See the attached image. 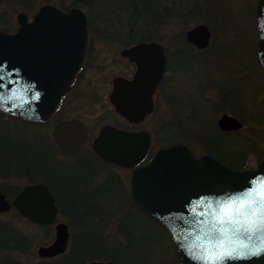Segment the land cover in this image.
<instances>
[{
    "label": "rangeland",
    "instance_id": "1",
    "mask_svg": "<svg viewBox=\"0 0 264 264\" xmlns=\"http://www.w3.org/2000/svg\"><path fill=\"white\" fill-rule=\"evenodd\" d=\"M44 4L62 10L80 9L91 23L93 37L116 40L112 45L113 50L110 47L107 51L93 49L90 65L97 62L105 66L98 65L101 69L90 66L80 83L79 91L83 100L82 104H75L85 110L78 109L77 115L88 113L84 118L90 127L108 121L102 119L104 97L99 92L103 78L111 77L115 71L111 67L110 53L114 54L116 49L123 47L122 44L150 39L168 47L173 57H170L162 93L168 103L160 100L158 112L147 127L152 131L151 154L165 144L181 142L189 146L196 156L203 155L206 151L204 144L211 143L208 146H213L218 155L230 161H244L254 143H260L257 150L264 151V131L261 127H255L257 124L254 121L259 114L264 116V71L254 55L257 40L253 17L257 0H199L197 5L200 8L195 12H192L191 0H20V3L16 0H0V28L8 29L9 24L13 29L11 31L16 30L15 16L18 12H24L31 20ZM148 11L152 14H148ZM196 25L207 26L213 39L210 48L201 51L200 56L196 57L198 60L194 58L186 66L181 58H175V46L178 45L175 40L182 38L185 29ZM95 88L99 93L96 101L93 93ZM222 115L236 118L242 123L243 129L231 134L221 133L217 121ZM161 124L165 127L163 137L160 134ZM49 129L48 134L51 132ZM46 130L20 119H2L0 116V185L8 199L14 197L19 187L32 182L31 178L27 180L23 177L29 173L26 166H22L24 170L20 171L18 179L14 170L15 161L12 160L20 153L21 166L27 159L34 157L35 153L30 147L34 144L35 134L40 133L42 136L43 147L39 150L43 158L38 162L42 172H46L43 174L51 180H59L64 176L59 167L61 163L69 164L71 161L59 154H51L55 164L52 167L47 165L50 157L43 151L47 150L43 139ZM156 130L158 135L155 134ZM247 163L252 164L250 168L255 166L253 160ZM113 172L111 175L117 176L127 186L129 173L123 170ZM109 176V172L105 171L100 179ZM120 195L122 190L115 192L111 199L100 206V215L94 217L98 219L95 221H99L94 225V234L96 237L100 235L104 260H114L117 264H178L176 248L168 231L117 197ZM62 200L59 202L58 219L65 222V215H76L73 225L74 235L78 239L82 236L79 219L83 217H78L80 209L70 206L64 198ZM16 214L12 210L0 217V244L16 248L1 252L0 258H7L9 264H20V260L23 263L28 260L37 263L35 245L38 238L44 240L43 233ZM20 233L28 242L24 255L17 250ZM68 258L62 260L65 262Z\"/></svg>",
    "mask_w": 264,
    "mask_h": 264
},
{
    "label": "water",
    "instance_id": "2",
    "mask_svg": "<svg viewBox=\"0 0 264 264\" xmlns=\"http://www.w3.org/2000/svg\"><path fill=\"white\" fill-rule=\"evenodd\" d=\"M255 18L257 58L264 69V0H258ZM18 22L20 28L16 33L0 32V112L28 122H43L52 117L82 66L88 39L87 20L80 9L65 13L45 5L31 23L23 13ZM210 38L205 25L186 32L187 42L198 49L206 48ZM137 52L146 55L147 66L138 69L130 84L146 80L151 91L143 98L134 92L138 85L126 83L124 89L130 97H118L115 90L124 79H117L109 98L114 109L134 124L153 111L152 93L166 62L156 43L140 44L122 55L137 63ZM217 125L224 132L243 128L240 121L229 115L221 116ZM85 133L84 126L70 120L55 126L52 139L64 154L72 155L84 143ZM149 146L148 133L132 134L105 126L93 141L92 150L105 163L130 169L142 162ZM250 191L264 193V159L255 169L237 171L209 155L198 158L181 144L160 149L130 178L134 206L170 233L178 264H205L206 260L211 264H264V231L249 238L227 225L224 227L228 231L223 233L213 227H221L217 218L223 204L235 201L236 208ZM11 208L42 225L51 224L58 213L53 195L43 184L25 187L10 202L0 191V213ZM66 238V227L59 225L50 250L60 252ZM221 253L225 254L223 258ZM46 254L47 249L39 250L41 257Z\"/></svg>",
    "mask_w": 264,
    "mask_h": 264
},
{
    "label": "flooded vegetation",
    "instance_id": "3",
    "mask_svg": "<svg viewBox=\"0 0 264 264\" xmlns=\"http://www.w3.org/2000/svg\"><path fill=\"white\" fill-rule=\"evenodd\" d=\"M16 1L20 3V0H16ZM191 1H193V6L191 5V8L195 12L198 10V8H200V6L197 5V3L199 4V0H191ZM44 5H50V4H44ZM42 6H40L39 9ZM58 9H61V8H58ZM21 13L25 14L24 12H18L15 16V21H16V26H17L16 30L11 31L13 29L8 24V27H7L8 29L0 28V31L7 33V34L15 33L20 27L19 22H18V16ZM25 15L27 16V14ZM31 20L28 19L27 22H31ZM193 27H190L184 31V38L175 40V41H178V45L175 46L176 47L175 52L177 53V56L175 58H179V60L181 58V61L186 66L189 62H191V60H193L194 58L196 59V57H199L201 51L207 48H210V45L213 39L212 33H211V39H210V42L207 48L205 49L196 48L194 45L188 43L185 37L186 32ZM87 30H88V42L86 46L85 59L82 63L81 68L75 75L74 81L70 87V91L62 98L58 108L56 109L52 117L47 121L38 122V123H31V122H27V121L20 119L21 121L25 123L32 124V126L47 128L46 130L47 133L45 137H43L44 141L46 142V147H47V150H43V151L45 152V155L49 154L48 156L50 157V160L47 163V165L49 167L50 166L52 167L53 164H55L52 162L54 160V157H52L51 154H56V155L59 154L63 158H69L71 161V162L68 161L69 164L61 163L59 167L60 172L64 176L62 177V179H59V180H56V179L51 180L50 177L43 174L46 172L45 171L42 172L40 168L41 166L38 162L40 159H42L41 151L39 149L40 147H43V144H41L42 136L40 135V133L35 134L36 138H34V144L32 147H30L33 149V153H35L33 158L27 159V161L23 162L21 166H20V153L17 155V157L14 160H12L13 162L15 161V163L13 164H15L14 170L17 172L18 179L20 180V171L24 170V167L22 166H26L27 171L29 173L27 172L28 176H23V177L26 178L27 180L29 177L31 178L30 181H32L31 183L25 184L21 188L19 187V190L16 194H18L21 190H23L27 186H32V185H37V184L45 185L50 191V193L53 195L55 204L57 205L58 208H59V202L63 201L62 200L63 198L66 202H68L70 206L79 207L80 210H79L78 217L81 216L83 218L79 219L77 217V219H79V222L82 225V236L76 239V235H74L73 223L75 221L73 217H75L76 215L69 213L65 215L67 216L65 217L66 219L65 222L61 221L58 219V214L60 213V209H58L57 216L55 217L53 222L49 225H42V224L34 223L17 213L16 215L20 217V219L30 224L31 226L35 227L36 230H38L39 232H42L44 236V240L42 238H38L36 240L37 242L35 245L34 256L37 259V263H31L29 260L23 263L20 260V264H89L93 262L95 263L111 262L112 264H117L114 260H104V253L100 249L101 247L100 246L101 242L99 241L101 240L100 235H97L98 237H96L94 234L95 233L94 225L95 223H98L99 221H95L98 219L94 217H98L97 214L100 215V212H99L101 208L100 206L103 205L109 199H111L112 195L118 190H122V195L117 196V197L122 198L125 202L128 203V205H131L135 210H137L136 207L134 206L133 200L131 198V193H130L131 174L136 168L144 166L150 160V158L156 153V151H158L161 148H165L169 146L165 144L164 146L157 148L156 151L151 154L152 144H153V139H152V134H151L152 131L149 130L150 128L149 129L147 128L149 125H151L152 118L156 116L158 112L157 110L160 107V100L163 99L165 103H168L167 97L166 98L163 97L162 93L164 92L163 87L167 79L170 57L171 59L173 57L170 54L169 48L161 45V43L157 41L150 40V39H144V40H138L132 43H125L122 45L117 42L119 46L121 45L123 47H119L118 49H116L114 54L110 53L112 56L111 57L112 59L110 61L111 67L115 68V71L113 72L111 77L109 76V77L103 78L102 88L99 92V93H102L103 94L102 97H104V101L102 102L103 109H104L102 119L108 120V121H101L98 124H95L94 127H90V125L87 123L86 119L84 118V116H88V113L84 112L83 114L77 115L78 109L85 110L84 108L78 107L79 105L77 104H82L83 97H82V93H80L79 91L80 83H81L82 78L88 72L91 66L90 63L92 59L91 57H92L93 49L95 48L96 50L107 51L108 48L110 47V49L113 50L114 46L112 45H114L116 42V40L113 38L93 37L91 23L89 22H87ZM149 43H156L161 47L164 53L166 62L164 66L163 76L161 80L159 81V83L156 85L155 90L152 93L151 98H152V104H153V111L149 114H146L142 122H140L139 124H134L128 121L127 119H125L124 117H122L114 109V107L110 103L109 98L114 88V82L117 79H124V82L122 83L120 82L119 85L116 87V90H115L116 95L118 94L117 95L118 97L120 95H122L123 97L125 96L124 98L126 99L127 97H130L128 92L124 89L125 84L126 83L130 84L131 82H134L135 75L137 74L138 69L145 68L147 66V61L145 60L146 55L142 54L141 52L136 53V57L138 59L137 63L134 61H130L127 57L123 56L122 52L132 47L138 46L140 44H149ZM98 65L99 63L97 62L92 63V66L94 68L99 67V66H105V64H100L99 66ZM101 68L102 67H99V69ZM130 85H138V88L134 89V92L135 94L139 92L140 96L142 95L143 98H145L146 92L148 90L151 91V88H152L151 85L147 86L146 80H141L137 83L130 84ZM236 86H238V83L236 84ZM93 93H94V100L95 101L98 100L99 93H97L96 88L93 90ZM0 116L2 117V119L6 117L1 113H0ZM100 116L102 115L100 114ZM111 118L113 119V121ZM7 119L12 120L13 118L7 117ZM70 120H74L86 128V133H85L86 138H85L84 143L76 148L74 154L67 155L61 152V150L56 146L55 142L52 139V131L57 124L64 122V121H70ZM162 124L160 127L161 128L160 134L163 137L165 136V127L162 126ZM105 126H111L119 131L132 133V134L140 133V132H145L149 134L151 143H150L148 153L138 166L131 168V169H124L118 166L105 163L95 154V152L92 150V143L97 138L100 130ZM49 128L51 129V132H49L48 134ZM220 132L227 133V134L231 133V132H223V131H220ZM155 134L158 135L159 132L156 130ZM9 143L13 144L12 141H9ZM181 143H184V142H181ZM0 144H2L1 141H0ZM183 145H186V144H183ZM120 170L127 171L129 173V181L127 183V186L126 184L122 183L121 180L118 179L117 176L111 175V173L114 174L113 171L117 172ZM105 171H108L110 176L107 179L104 177V179L101 180L100 177L102 174H104ZM114 186L119 187V188L118 189L113 188ZM0 190L3 194H5L7 198V194L3 191L1 185H0ZM106 191L108 192L107 194H106ZM68 192L71 194L70 196ZM16 194L14 196H16ZM12 199L10 200L8 199V201H11ZM6 214L7 213H0V217H3ZM59 225H64L66 227L67 238H66L65 244L62 246V250L60 252H56V251L50 250V247L56 241V230ZM21 233H20V236H18L19 239H18L17 250H19L20 253H23L24 255V253L26 252V249L28 248V242H27L26 237L22 235ZM14 244H15V240H14ZM13 248L11 249L10 247H8V245L0 244V253L5 250H8V251L14 250ZM40 249H47V254L44 257H41L39 255ZM66 258H68L69 260L64 262L63 260H65ZM0 264H9V261L7 260V258H0Z\"/></svg>",
    "mask_w": 264,
    "mask_h": 264
},
{
    "label": "snow or ice",
    "instance_id": "4",
    "mask_svg": "<svg viewBox=\"0 0 264 264\" xmlns=\"http://www.w3.org/2000/svg\"><path fill=\"white\" fill-rule=\"evenodd\" d=\"M234 203L235 201L226 202L221 206L220 211L222 214L217 218L221 227L215 228L213 226L215 231L227 232L228 228L224 227L227 225L234 232L239 233L242 231L249 238H252L258 231H264V193L250 191L244 194L238 207L233 208ZM224 256V253L220 254V258ZM229 258H231L230 254ZM205 264H211V262L206 260Z\"/></svg>",
    "mask_w": 264,
    "mask_h": 264
},
{
    "label": "trees",
    "instance_id": "5",
    "mask_svg": "<svg viewBox=\"0 0 264 264\" xmlns=\"http://www.w3.org/2000/svg\"><path fill=\"white\" fill-rule=\"evenodd\" d=\"M192 12H194V11H192ZM150 13L152 14V12L148 11V14H150ZM136 18H138V17H136ZM253 19H254L253 21H254V24H255V16L253 17ZM254 28H255V32H256V25H254ZM181 37L184 38V33H182V36ZM256 39H257V37H256ZM254 55H255V58H256V51H255ZM254 121L257 124V125H255V127H261L262 130L264 131V122H263L264 121V116L262 114H259ZM251 126H254V124H251ZM233 133H235V132H233ZM262 142H264V139H263ZM258 144H260V143H258ZM258 144L257 143H254L253 149L250 150L247 153L246 158L242 162L241 161H237L235 159H233V160L230 161V160H228L226 158L221 157V155H218L213 150L214 149L213 146H208V145H211V143L204 144L205 150H206L204 154H208V155L214 157L215 159H217L218 161H220V162L228 165L232 169L239 170V171H246V170L254 169L264 159V151H258L257 150L258 149ZM42 158H43V156H42ZM249 160H253V162L255 164L254 167H251V168L249 167V166L252 165V164H248L247 163ZM16 193H17V191L13 195H15Z\"/></svg>",
    "mask_w": 264,
    "mask_h": 264
}]
</instances>
